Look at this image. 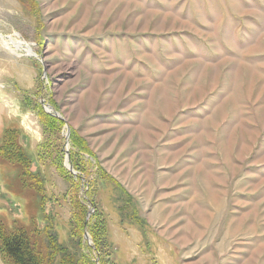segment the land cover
I'll return each mask as SVG.
<instances>
[{
	"label": "rangeland",
	"instance_id": "obj_1",
	"mask_svg": "<svg viewBox=\"0 0 264 264\" xmlns=\"http://www.w3.org/2000/svg\"><path fill=\"white\" fill-rule=\"evenodd\" d=\"M5 128L36 175L0 152L6 229L80 264H264V0H0Z\"/></svg>",
	"mask_w": 264,
	"mask_h": 264
},
{
	"label": "trees",
	"instance_id": "obj_2",
	"mask_svg": "<svg viewBox=\"0 0 264 264\" xmlns=\"http://www.w3.org/2000/svg\"><path fill=\"white\" fill-rule=\"evenodd\" d=\"M0 152L4 159L17 164L19 175L35 177L29 171L30 159L23 148L15 142L13 130L5 128L2 134ZM11 148H16L19 156L9 155ZM35 193L38 189L31 188ZM83 218V217H82ZM83 220V219H82ZM0 256L6 264H80L73 255L65 252L51 235L48 236V229L38 230L35 226L26 227L16 222L6 229L5 224L0 220Z\"/></svg>",
	"mask_w": 264,
	"mask_h": 264
},
{
	"label": "water",
	"instance_id": "obj_3",
	"mask_svg": "<svg viewBox=\"0 0 264 264\" xmlns=\"http://www.w3.org/2000/svg\"><path fill=\"white\" fill-rule=\"evenodd\" d=\"M45 110L48 112L49 110H47V108L45 107ZM66 161H68V158L66 159ZM67 168L70 170V171H72V169H71V167H70V165L69 164H67ZM73 172V171H72Z\"/></svg>",
	"mask_w": 264,
	"mask_h": 264
},
{
	"label": "bare ground",
	"instance_id": "obj_4",
	"mask_svg": "<svg viewBox=\"0 0 264 264\" xmlns=\"http://www.w3.org/2000/svg\"><path fill=\"white\" fill-rule=\"evenodd\" d=\"M4 39V38H3ZM22 44V43H21ZM20 48V47H19ZM27 52L30 54L31 53V51L30 50H27Z\"/></svg>",
	"mask_w": 264,
	"mask_h": 264
},
{
	"label": "crops",
	"instance_id": "obj_5",
	"mask_svg": "<svg viewBox=\"0 0 264 264\" xmlns=\"http://www.w3.org/2000/svg\"><path fill=\"white\" fill-rule=\"evenodd\" d=\"M0 264H2L1 260H0Z\"/></svg>",
	"mask_w": 264,
	"mask_h": 264
}]
</instances>
